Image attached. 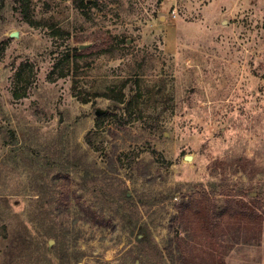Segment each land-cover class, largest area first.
Returning <instances> with one entry per match:
<instances>
[{
  "label": "rangeland",
  "instance_id": "1",
  "mask_svg": "<svg viewBox=\"0 0 264 264\" xmlns=\"http://www.w3.org/2000/svg\"><path fill=\"white\" fill-rule=\"evenodd\" d=\"M28 4L0 0V264H264L261 209L206 212L264 190V0ZM124 82L132 116L94 95ZM101 187L132 217L94 223Z\"/></svg>",
  "mask_w": 264,
  "mask_h": 264
},
{
  "label": "trees",
  "instance_id": "2",
  "mask_svg": "<svg viewBox=\"0 0 264 264\" xmlns=\"http://www.w3.org/2000/svg\"><path fill=\"white\" fill-rule=\"evenodd\" d=\"M22 4L24 6L25 15L28 16L29 11V0H21ZM78 4H83L84 2H87L88 0H75ZM55 33L62 34L63 32L59 29L55 30ZM82 47L80 46H74L70 47V45H66V51L65 54L62 56V58H59L55 64V68H60V76H66L70 73V69L72 68V58H77L78 56H81L84 51L89 50L85 47L84 50L80 51ZM65 64H67L65 66ZM126 86V82L122 84V86L118 89L117 87H111L109 88V91L106 92H96L94 94L95 96H105L109 98L111 101L115 102L117 105H122L124 103V112L127 115H133L136 113V105L134 103L135 100H138L139 94H135L131 99L127 101L126 98V92L124 91V87ZM84 101H88L87 98L84 99ZM111 113H104L101 116H103L100 123L103 121V119L106 116H109ZM100 123H98L100 125ZM75 171L78 172L80 175H84L85 177H90L89 175L95 176V180L105 179L108 178V174H110L111 170L107 167H101L97 165V163H93L92 165H87L82 160H76L75 162ZM95 184V183H94ZM99 183L95 184L94 187H97ZM202 186V185H200ZM198 186V187H200ZM203 187V186H202ZM98 188V187H97ZM214 189V188H213ZM90 190V189H89ZM204 197H207L209 195V192L206 191L204 188L200 190ZM99 192L101 193V196L98 198V201L101 203L100 208H92V207H86V213L88 214L89 218L98 225H109L112 223V220L121 215L123 216V212H127V208L125 204H134L133 197H130L127 192L123 193L124 199H120L119 195H116V193L106 194L107 189L104 187H101ZM262 195L254 196L253 192L246 193L242 195L241 193H235L232 191H225L226 202L227 204L222 207H214V208H208L206 209V212L211 210L216 217L224 218L226 216H249V215H256L259 216L260 213L264 215V190L261 192ZM183 197H185L183 195ZM129 206V205H128ZM186 203L184 198L180 202L177 203V211L183 212L185 210ZM258 208L261 209V212L259 213ZM210 212V211H209ZM127 218L132 217V212L128 214H124ZM110 216L111 218H108ZM108 220V221H107ZM141 239V238H139ZM144 264V262H142Z\"/></svg>",
  "mask_w": 264,
  "mask_h": 264
},
{
  "label": "water",
  "instance_id": "3",
  "mask_svg": "<svg viewBox=\"0 0 264 264\" xmlns=\"http://www.w3.org/2000/svg\"><path fill=\"white\" fill-rule=\"evenodd\" d=\"M85 45H83L82 47H84ZM187 159H191V156H187ZM53 241V240H52Z\"/></svg>",
  "mask_w": 264,
  "mask_h": 264
},
{
  "label": "built area",
  "instance_id": "4",
  "mask_svg": "<svg viewBox=\"0 0 264 264\" xmlns=\"http://www.w3.org/2000/svg\"><path fill=\"white\" fill-rule=\"evenodd\" d=\"M173 16H176V13H173Z\"/></svg>",
  "mask_w": 264,
  "mask_h": 264
}]
</instances>
